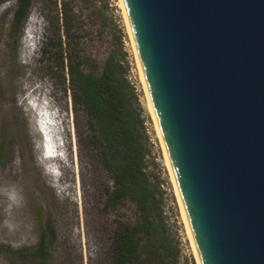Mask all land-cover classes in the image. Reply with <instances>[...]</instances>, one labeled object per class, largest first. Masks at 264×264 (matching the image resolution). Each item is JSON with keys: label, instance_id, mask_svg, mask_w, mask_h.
<instances>
[{"label": "water", "instance_id": "95a60500", "mask_svg": "<svg viewBox=\"0 0 264 264\" xmlns=\"http://www.w3.org/2000/svg\"><path fill=\"white\" fill-rule=\"evenodd\" d=\"M197 264H264V0H120Z\"/></svg>", "mask_w": 264, "mask_h": 264}, {"label": "rangeland", "instance_id": "374dc122", "mask_svg": "<svg viewBox=\"0 0 264 264\" xmlns=\"http://www.w3.org/2000/svg\"><path fill=\"white\" fill-rule=\"evenodd\" d=\"M16 6L15 0H0V150L5 149L0 158V264H31L17 250L34 248L46 226L54 234L50 264H110L113 230L118 220L136 217V206L131 201L116 209L106 206L105 191L113 181L80 140L87 127H77L71 90L50 67L42 0L33 1L20 30L13 25ZM76 8L92 38L96 59L91 64L100 65L114 50L128 64L151 138L149 169L164 191L167 227L179 241L181 263L197 264L120 0H80ZM51 115L59 116V135L50 128Z\"/></svg>", "mask_w": 264, "mask_h": 264}, {"label": "trees", "instance_id": "16d2710c", "mask_svg": "<svg viewBox=\"0 0 264 264\" xmlns=\"http://www.w3.org/2000/svg\"><path fill=\"white\" fill-rule=\"evenodd\" d=\"M15 1L13 25L20 30L34 0ZM79 1L42 0L50 31L44 51L53 72H59L71 90L77 127H87L80 140L87 142L92 161L113 181L105 191L106 206L116 209L127 201L136 206V217L118 220L113 230L109 263L182 264L179 241L167 227L161 180L149 169L151 138L128 64L117 50L100 65L91 64L92 38L83 26V12L76 8ZM51 117L50 128L59 135V116ZM4 156L2 147L0 158ZM51 233L46 226L37 245L17 250L18 255L31 264H50Z\"/></svg>", "mask_w": 264, "mask_h": 264}]
</instances>
